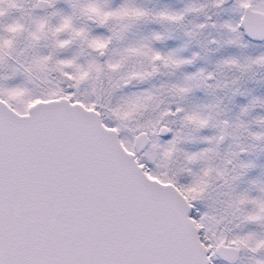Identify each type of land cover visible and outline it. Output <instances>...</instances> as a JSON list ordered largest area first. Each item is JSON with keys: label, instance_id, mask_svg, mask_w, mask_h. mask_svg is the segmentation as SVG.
<instances>
[{"label": "snow or ice", "instance_id": "1", "mask_svg": "<svg viewBox=\"0 0 264 264\" xmlns=\"http://www.w3.org/2000/svg\"><path fill=\"white\" fill-rule=\"evenodd\" d=\"M0 264H264V0H0Z\"/></svg>", "mask_w": 264, "mask_h": 264}]
</instances>
